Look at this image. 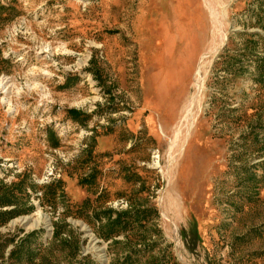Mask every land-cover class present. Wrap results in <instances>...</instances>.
I'll list each match as a JSON object with an SVG mask.
<instances>
[{
  "label": "rangeland",
  "instance_id": "374dc122",
  "mask_svg": "<svg viewBox=\"0 0 264 264\" xmlns=\"http://www.w3.org/2000/svg\"><path fill=\"white\" fill-rule=\"evenodd\" d=\"M206 1L0 0V264H264V0Z\"/></svg>",
  "mask_w": 264,
  "mask_h": 264
},
{
  "label": "crops",
  "instance_id": "0c3cea01",
  "mask_svg": "<svg viewBox=\"0 0 264 264\" xmlns=\"http://www.w3.org/2000/svg\"><path fill=\"white\" fill-rule=\"evenodd\" d=\"M171 29V35L168 34L162 44L165 61L162 64L161 51L159 50L157 54L158 65L159 67L169 68L168 72L172 70L176 77H182L184 74L183 70L191 67L195 53H197L202 44L199 40L192 37L194 35L193 32H186V29H188L186 23L177 22L176 25L173 23Z\"/></svg>",
  "mask_w": 264,
  "mask_h": 264
},
{
  "label": "bare ground",
  "instance_id": "6f19581e",
  "mask_svg": "<svg viewBox=\"0 0 264 264\" xmlns=\"http://www.w3.org/2000/svg\"><path fill=\"white\" fill-rule=\"evenodd\" d=\"M205 1V4L209 7V9H210V11L212 12V10H211V7L208 5V3H207V1L206 0H204ZM178 8V7H177ZM179 9V8H178ZM183 10V9H182ZM179 12V11H178ZM178 12H176V13H178ZM162 17V16H161ZM160 37H161V35H160ZM208 55V53H204V54H202L201 56H200V59H199V64H198V66H197V68H196V71H195V75H196V77H197V79H199V78H201V74H200V71H201V62H202V60L206 57ZM7 82V80H4V79H2V78H0V89L2 90V89H4V84ZM27 84V87H28V89H30V88H38V89H40V90H43V86L42 85H40L39 83H33L34 85L32 86L31 84H29V83H26ZM6 90H7V88H5L2 92H3V94L4 95H6ZM19 90L21 91V88H17V92H19ZM2 100H3V102H7L8 104H10V102H9V100L8 99H6V97L5 96H3L2 97ZM9 108H10V105H9ZM197 140V139H196ZM195 140V141H196ZM195 145V144H194ZM188 153H189V151H188ZM194 153V152H193ZM188 155L189 154H187V157H188ZM190 155H192V154H190ZM195 155H196V153H195ZM174 156H175V154L174 155H172V156H170V160H172L173 158H174ZM193 158V157H192ZM190 159V158H189ZM188 159V160H189ZM187 161V160H186ZM157 164H158V161H157ZM193 165V164H192Z\"/></svg>",
  "mask_w": 264,
  "mask_h": 264
},
{
  "label": "trees",
  "instance_id": "16d2710c",
  "mask_svg": "<svg viewBox=\"0 0 264 264\" xmlns=\"http://www.w3.org/2000/svg\"><path fill=\"white\" fill-rule=\"evenodd\" d=\"M5 214H7V212H4ZM108 236V234L107 235H105L104 237H107Z\"/></svg>",
  "mask_w": 264,
  "mask_h": 264
}]
</instances>
